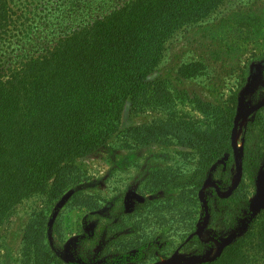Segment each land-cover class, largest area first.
Returning a JSON list of instances; mask_svg holds the SVG:
<instances>
[{
	"label": "trees",
	"instance_id": "trees-1",
	"mask_svg": "<svg viewBox=\"0 0 264 264\" xmlns=\"http://www.w3.org/2000/svg\"><path fill=\"white\" fill-rule=\"evenodd\" d=\"M225 1L64 0L37 19H13L15 0H0V241L17 208L31 202L23 264H70L50 242L54 231L62 237L51 215L69 190L68 207L97 217L82 241L83 264L202 254L214 245L198 234L205 218L218 239L241 223L246 208L244 232L215 259L196 264H264V209L249 210L264 175V104L242 129L239 180L222 197L217 187L235 180L233 133L249 67L235 68L231 87L211 67L264 37L242 25L220 37L226 51L179 66L177 80L210 79L204 96L179 88L171 76L154 77L167 43ZM127 105L144 121L123 128ZM112 145L147 157L135 178L138 194L129 195L134 205L125 210L126 193L116 194L102 216L100 197L79 188L86 182L79 160Z\"/></svg>",
	"mask_w": 264,
	"mask_h": 264
},
{
	"label": "rangeland",
	"instance_id": "rangeland-1",
	"mask_svg": "<svg viewBox=\"0 0 264 264\" xmlns=\"http://www.w3.org/2000/svg\"><path fill=\"white\" fill-rule=\"evenodd\" d=\"M64 0H15V5H11L13 19L20 16L37 19L43 16L47 5L56 4ZM244 25L247 30L260 31L264 37V0H226L217 6L205 20L197 23L177 33V35L167 43L165 55L158 69L154 72L156 76H171L174 83L179 88H186L190 91H197L201 96L209 94L211 82L207 77L195 79H175V72L179 66L200 56L205 57L211 51L219 49L227 50L220 37L226 32H234V29ZM264 38L256 43L245 46L243 51L237 55L224 56L223 60L211 63V67L223 71L221 79L231 87L234 79L238 75L235 68L249 67L246 73V84L239 93V116L235 121L234 133L236 147L238 150L237 164L240 162L241 153V133L250 114L256 109V104H264ZM261 51V52H259ZM222 55V54H221ZM257 55H260L258 57ZM238 68V69H239ZM256 68V70H255ZM245 70V68H244ZM245 71V72H246ZM145 116H134L131 114L129 105H127L122 114V127H128L133 124L144 121ZM146 154L138 152L130 154L128 151L119 150L115 145L104 147L98 151L79 160V165L86 176V182L79 186L84 192L96 194L100 197V204L106 206L100 213H106L107 205L113 201L116 194L127 195L125 210L134 205V199L129 198L133 194L137 196L135 178L142 173V165ZM238 166L236 168L235 180L233 185L227 189L217 187L218 194L227 197L236 186L238 179ZM201 192V197L205 199L207 187ZM73 190L65 193L61 201L56 205L51 215V225L55 219L59 220L61 225L62 237L51 233V246L61 258L70 264H83V238L88 231L95 227L97 218L92 212L83 208H70L67 202L73 194ZM258 193L257 189L251 202ZM33 204L31 202L20 205L13 217L5 224L0 241L1 258L4 264H23L25 253L23 252V229L27 221L28 213ZM252 213L258 212L249 208ZM109 214V213H108ZM107 214V215H108ZM242 221L234 229L228 232L222 231L220 238L215 237L214 229H206L207 218L201 223L198 234L206 241H214V245L206 249L202 254L193 252H179L170 259H164L155 264H196L203 261H209L219 256L223 247L227 245L228 239H235L240 236L245 229V220L249 217L248 208L241 210ZM243 223V224H242ZM108 234L103 241L106 242ZM98 247V246H97ZM93 249L97 251L98 248ZM87 249V247H86ZM91 251V252H93ZM90 253V249L84 252V255ZM99 264V263H95Z\"/></svg>",
	"mask_w": 264,
	"mask_h": 264
},
{
	"label": "water",
	"instance_id": "water-1",
	"mask_svg": "<svg viewBox=\"0 0 264 264\" xmlns=\"http://www.w3.org/2000/svg\"><path fill=\"white\" fill-rule=\"evenodd\" d=\"M257 108L258 107H256V109ZM233 142H234L235 149H236V155H238V150H237L236 141H235V133H233ZM237 166H238V171H239L238 179H237V182H238L239 176H240V162L237 164ZM251 205L253 209L258 210V211L261 209H264V175H261L258 178V193L255 199L251 202ZM231 241H232L231 239H228L227 244H229Z\"/></svg>",
	"mask_w": 264,
	"mask_h": 264
}]
</instances>
